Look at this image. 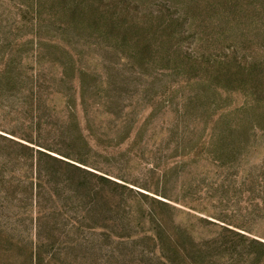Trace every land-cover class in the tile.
<instances>
[{
    "label": "rangeland",
    "instance_id": "374dc122",
    "mask_svg": "<svg viewBox=\"0 0 264 264\" xmlns=\"http://www.w3.org/2000/svg\"><path fill=\"white\" fill-rule=\"evenodd\" d=\"M0 264H264V0H0Z\"/></svg>",
    "mask_w": 264,
    "mask_h": 264
}]
</instances>
